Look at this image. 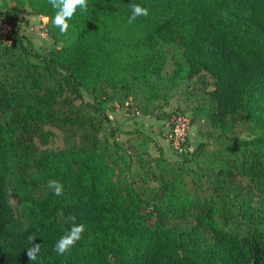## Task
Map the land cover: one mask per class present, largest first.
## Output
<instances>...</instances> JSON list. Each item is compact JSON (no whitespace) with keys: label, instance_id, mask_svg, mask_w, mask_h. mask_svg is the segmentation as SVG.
<instances>
[{"label":"trees","instance_id":"1","mask_svg":"<svg viewBox=\"0 0 264 264\" xmlns=\"http://www.w3.org/2000/svg\"><path fill=\"white\" fill-rule=\"evenodd\" d=\"M87 2V11L77 9L61 34L48 0H0V18L12 28L9 42L0 33V264H264V0ZM132 4L149 14L129 24ZM26 6L47 18L54 47L45 53L16 28ZM170 46L180 51L178 58ZM169 58L168 88L203 73L212 80L214 150H207L208 142L197 145L187 158L196 169L138 155L143 181L157 184L151 200L133 182L118 183L119 160L127 159L110 158L111 142L99 133L84 134L89 147L35 148L33 132L49 142L43 123L68 129L90 120L73 109L54 115L58 92L69 88L82 98L84 89L108 97L111 89H127L147 90V102L166 97L149 83ZM47 73L63 86L49 84ZM242 131L247 136L240 137ZM185 176L195 194L178 189ZM238 178L252 187L239 202L228 192ZM50 181L63 185L62 195L51 188L41 197L28 192ZM70 215L85 230L58 255L53 248L70 230ZM31 235L41 244L36 261L27 256Z\"/></svg>","mask_w":264,"mask_h":264},{"label":"rangeland","instance_id":"2","mask_svg":"<svg viewBox=\"0 0 264 264\" xmlns=\"http://www.w3.org/2000/svg\"><path fill=\"white\" fill-rule=\"evenodd\" d=\"M47 18L35 13L30 7L26 6L18 11L16 28L23 34L40 53H45L54 47L52 40L47 35L45 24ZM169 53H175L179 57L180 51L174 46L168 48ZM174 68L172 59L169 58L165 71L160 77L151 80L149 84H154L166 97L156 100H148L145 92H130L127 89H111L109 96L100 93H92L81 89L82 98L77 97L71 89L67 88L65 93L58 92L55 102L52 103L50 111L57 114L59 110H78L90 120L85 126H71L63 129L55 121L45 122L41 125L42 130L48 131L51 135L47 144H42L36 132L34 134L35 148L40 150L44 146L51 148H75L81 145L89 147L90 139H85L84 134L92 136L95 132L99 133L104 139L111 142L110 158L121 155L127 160L123 163L119 160L118 183L123 186L126 182H133L136 189L142 194L146 201L152 199V194L156 192L157 184L143 181L144 167L136 161V157L144 153L151 156L161 155L173 166H186L196 169L195 161H187L192 152L201 142H208L207 150L213 151L214 129L209 127L210 112L213 107L208 90L213 83L206 74L197 75L191 79L180 82L176 87L168 88L167 78ZM57 82L60 78L53 77L47 73L49 84ZM63 86L61 81L58 82ZM83 100V101H82ZM35 102V100H34ZM88 102L89 104L85 103ZM98 111H102V117H98ZM7 119H12L10 112L4 111ZM180 114L189 120V130L187 141L180 152L176 150L169 138V120L172 116ZM108 117V120L105 118ZM92 125L96 128L93 130ZM114 134H113V133ZM240 137L247 136V131L239 133ZM187 173L188 170H183ZM176 173L177 170H174ZM182 192L195 194L194 184L190 176L184 177V182L177 184ZM49 184L32 186L28 189L31 195L41 197L49 190ZM251 183L247 178H238L233 181L228 189L229 196L239 202L247 198L251 193ZM13 204L16 200L11 199ZM192 221V217L190 218Z\"/></svg>","mask_w":264,"mask_h":264},{"label":"clouds","instance_id":"3","mask_svg":"<svg viewBox=\"0 0 264 264\" xmlns=\"http://www.w3.org/2000/svg\"><path fill=\"white\" fill-rule=\"evenodd\" d=\"M49 5L55 10L52 24L58 28L61 34L67 33L69 29L68 21L71 20L79 9L81 12H86L88 8L87 0H48ZM131 15L128 18V23H133L140 16H147L149 10L139 4L130 5ZM49 188L53 190L55 195L63 194V185L58 181H50ZM68 223L71 224L70 230L66 232L55 244L53 251L58 255H63L69 251L81 239L85 230L83 223L77 224L76 217L70 215L67 217ZM31 246L27 248V256L31 261H36L41 250V244L33 243L36 235L28 237Z\"/></svg>","mask_w":264,"mask_h":264},{"label":"built area","instance_id":"4","mask_svg":"<svg viewBox=\"0 0 264 264\" xmlns=\"http://www.w3.org/2000/svg\"><path fill=\"white\" fill-rule=\"evenodd\" d=\"M0 33L5 42L11 41L12 28L5 19L0 18ZM169 138L176 150H182L187 141L189 130V120L184 116L177 114L169 120Z\"/></svg>","mask_w":264,"mask_h":264}]
</instances>
